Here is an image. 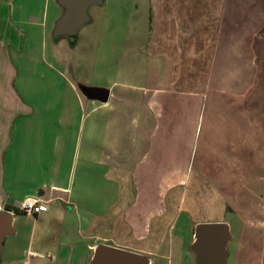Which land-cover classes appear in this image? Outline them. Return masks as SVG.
Listing matches in <instances>:
<instances>
[{"label": "crops", "instance_id": "crops-1", "mask_svg": "<svg viewBox=\"0 0 264 264\" xmlns=\"http://www.w3.org/2000/svg\"><path fill=\"white\" fill-rule=\"evenodd\" d=\"M95 6L72 47L59 0H0V210L42 201L10 211L13 235L33 229L0 264H93L101 245L197 264L195 227L215 222L226 264H264V0Z\"/></svg>", "mask_w": 264, "mask_h": 264}, {"label": "water", "instance_id": "water-1", "mask_svg": "<svg viewBox=\"0 0 264 264\" xmlns=\"http://www.w3.org/2000/svg\"><path fill=\"white\" fill-rule=\"evenodd\" d=\"M103 0H59L63 15L55 25L54 37H68L74 41L79 30L90 21L89 9L101 5ZM81 91L89 99L107 101L108 90L81 85ZM15 232L13 215L10 211L0 210V255L4 239ZM232 239L230 226L224 222L200 223L195 227V238L191 250L195 254L197 264H226L228 245ZM112 256L111 264H150L148 257L128 253L119 249L101 245L96 251L93 264H106L105 260Z\"/></svg>", "mask_w": 264, "mask_h": 264}, {"label": "rangeland", "instance_id": "rangeland-1", "mask_svg": "<svg viewBox=\"0 0 264 264\" xmlns=\"http://www.w3.org/2000/svg\"><path fill=\"white\" fill-rule=\"evenodd\" d=\"M94 7H96V6H93L92 8H90V9H93ZM89 9V12L91 11ZM93 11V10H92ZM142 23H144V21H142V22H140L139 24H142ZM85 26V25H84ZM139 29H142V30H144L145 28H141V27H139ZM82 31V28L80 29V31L78 32V34H77V41H76V43H78V38H79V36L80 35H82V33L83 32H81ZM115 35V40H116V42L118 43L119 41H120V39H121V30H120V28H116L114 31H110V35H109V37L111 36V35ZM107 35L108 34H106V37H107ZM145 36V33L143 32V33H139V37L138 38H140V39H142L143 37ZM140 39H138V42L140 41ZM76 43L74 44V46H76ZM107 43H108V41L105 43V44H103V47H102V51L104 52H106L107 53V55H108V59H107V62H111V63H113L112 61H113V59H114V57H115V60H117V59H119V58H121L122 60L121 61H124V62H126V57L128 56V55H122V52H121V50H118L120 47H125L126 45H117V43L115 44V45H113V48H112V46H109V45H107ZM70 44V43H69ZM71 46H72V44H70ZM74 46H72V47H74ZM134 49V43H132V50ZM130 53V52H129ZM128 53V54H129ZM121 55V57H120V55ZM123 56V57H122ZM2 134V131L0 132V135ZM6 143V142H5ZM0 144H2V140L0 139ZM3 146H5V145H3ZM2 146V147H3ZM28 199H33V198H28ZM27 200V199H26ZM226 220H228V219H226V217H225V221ZM19 221L20 222H17L16 224H15V228L17 229V231L19 232L18 233V238L16 237V234L15 235H10V236H7L6 238H5V240H4V242H3V246H2V251H3V255H5V252L9 249V245L10 244H13V243H17V245H20L21 247H25L26 245H27V243H28V239H29V236H30V233H31V231H32V229H33V227H32V221H31V219L29 218V220L27 221L26 220V218L25 217H21V218H19ZM227 222V221H226ZM235 239L233 240V242L235 243L237 240H238V237L235 235V237H234ZM232 242V243H233ZM232 245V244H231ZM2 253V252H1ZM1 257V256H0Z\"/></svg>", "mask_w": 264, "mask_h": 264}, {"label": "built area", "instance_id": "built-area-1", "mask_svg": "<svg viewBox=\"0 0 264 264\" xmlns=\"http://www.w3.org/2000/svg\"><path fill=\"white\" fill-rule=\"evenodd\" d=\"M41 202L39 199H27L22 203L21 209L26 214L35 216L41 212Z\"/></svg>", "mask_w": 264, "mask_h": 264}, {"label": "trees", "instance_id": "trees-1", "mask_svg": "<svg viewBox=\"0 0 264 264\" xmlns=\"http://www.w3.org/2000/svg\"><path fill=\"white\" fill-rule=\"evenodd\" d=\"M263 34H264V31H263ZM76 39H77V37H76ZM76 39L74 41H71L72 46H74V44L76 43ZM6 210L14 212L16 214L25 213L22 209L17 208V207H12V206H7Z\"/></svg>", "mask_w": 264, "mask_h": 264}]
</instances>
